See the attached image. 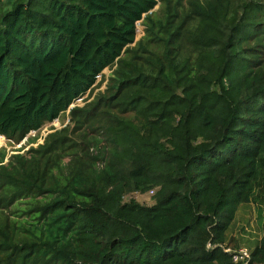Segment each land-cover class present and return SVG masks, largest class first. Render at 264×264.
Segmentation results:
<instances>
[{"label":"trees","instance_id":"obj_1","mask_svg":"<svg viewBox=\"0 0 264 264\" xmlns=\"http://www.w3.org/2000/svg\"><path fill=\"white\" fill-rule=\"evenodd\" d=\"M160 1L163 19L157 0H0V136L57 120L116 65L70 112L101 135L0 151V208L24 205L0 264H233L239 206L264 212V0ZM250 253L264 264V219Z\"/></svg>","mask_w":264,"mask_h":264},{"label":"rangeland","instance_id":"obj_2","mask_svg":"<svg viewBox=\"0 0 264 264\" xmlns=\"http://www.w3.org/2000/svg\"><path fill=\"white\" fill-rule=\"evenodd\" d=\"M165 14L166 4L157 0V5L152 10V16L157 19H163ZM144 36V25L142 21H140L136 24V38L135 42L131 45V48L135 47L136 44L144 38ZM181 53L184 56H188L190 54V50L187 47H182ZM115 70L116 65L103 70L92 88L71 104L68 110L61 114L57 120L44 124L38 131L29 133L20 142L15 143L3 136H0V151L5 153L4 164L7 163L9 157L14 154H23L31 149H37L38 146L43 145L49 136L53 134L63 132L67 137L68 143H70L68 138L80 141L81 134H86L87 141L95 136L101 135V126L98 125L96 119L91 120L88 125L84 124L83 128H79L80 126L76 124L77 121L73 119L70 112L75 108L81 110L89 109V107H91V105L95 103L96 100L106 91L109 81L113 78ZM90 151L95 152L93 148H91ZM152 195L153 194H150V192L145 194L134 193L126 196L124 201L128 202L130 200H135L142 205L150 206L154 203ZM18 204L19 203L10 205V207H5V209L0 208L1 226L7 224L9 220L14 221L18 219L19 213L16 210V205L19 208L24 206L23 204ZM262 210V206L258 200L239 206L235 214V218L227 231V242L229 243L232 241L229 244L230 249L245 247L249 251H252L255 248L261 236V224L264 219V212Z\"/></svg>","mask_w":264,"mask_h":264},{"label":"built area","instance_id":"obj_3","mask_svg":"<svg viewBox=\"0 0 264 264\" xmlns=\"http://www.w3.org/2000/svg\"><path fill=\"white\" fill-rule=\"evenodd\" d=\"M152 193L153 192L150 191V194ZM206 248L207 249L211 248L210 244H207ZM222 250L225 253L230 254L231 261L233 264H250L251 253L247 248L241 247L238 249H230V248L222 247Z\"/></svg>","mask_w":264,"mask_h":264}]
</instances>
